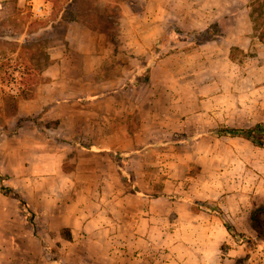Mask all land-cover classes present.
Returning <instances> with one entry per match:
<instances>
[{
    "label": "rangeland",
    "instance_id": "374dc122",
    "mask_svg": "<svg viewBox=\"0 0 264 264\" xmlns=\"http://www.w3.org/2000/svg\"><path fill=\"white\" fill-rule=\"evenodd\" d=\"M67 1L42 0L45 7L35 11L37 0H0V148L18 150L25 161L36 149H61L66 170L79 163V171L92 176L88 185L102 206L112 210L110 226H28L42 235L48 264H63L62 254L72 263L84 258L85 264L93 258L102 264H264V147L244 136L210 133L221 126L264 124V41L254 24L258 0H190L195 5L182 6L171 25L185 34L211 28V37L183 41L161 59L158 52L170 42L155 50L147 40L150 48L142 56L126 49L110 55V61L119 60L115 65H66L64 77L78 82L70 86L65 77L49 88L44 71L50 47L65 45ZM119 34L109 31L116 44L130 46ZM83 39L79 44L96 42L90 35ZM137 63L142 79H149L125 82ZM106 89L113 92L91 98ZM38 95H50L48 108L28 105ZM20 102H26L22 114ZM85 113L95 116L88 120L93 133H68ZM12 160L0 156L1 165ZM218 210L247 235L242 243ZM18 229L5 226L0 258L36 264V246L12 238ZM68 232L71 239L64 236Z\"/></svg>",
    "mask_w": 264,
    "mask_h": 264
},
{
    "label": "crops",
    "instance_id": "0c3cea01",
    "mask_svg": "<svg viewBox=\"0 0 264 264\" xmlns=\"http://www.w3.org/2000/svg\"><path fill=\"white\" fill-rule=\"evenodd\" d=\"M37 3L41 4L42 0H37ZM84 3V0H68L67 7L62 9L67 11L70 17L66 21L65 45L50 47L49 49L51 63L44 71V75L49 78L48 82L45 83L49 88H53L56 82H60L66 77L63 73L66 71V65L74 67L83 65L94 68L118 64V59L110 61V55L116 57L127 52L142 56L150 48L147 40L148 43L150 41L154 45L157 39L164 36L170 25L174 24L177 18L180 19L182 6L195 5L194 1L191 2L190 0H94L92 3L90 2L91 9L84 12L82 5ZM187 14L191 15L189 12ZM101 21L115 24L114 29L120 33L119 38L124 37L123 40L130 46H119V41L116 44L113 39H110L108 31L110 27L98 28L90 25ZM87 35L96 40L91 47L86 44H79V41H83V37ZM126 39H129L130 42L128 43ZM93 56H97V58ZM138 67L137 63L133 72L126 77L125 82L131 78ZM114 68L119 69L118 66ZM85 77L87 78L88 74ZM66 78L69 79L70 86L79 80L78 77ZM52 92L54 93V91ZM111 92H113L111 89H106L91 96V98L104 96L107 93L111 94ZM84 98L82 96L80 99L83 100ZM49 99L50 95L44 97L38 95L33 99L26 100V102L30 106L39 105L38 110H42L48 108L46 104L53 101H48ZM76 100L79 98L77 97ZM26 102H20L19 114L23 113L22 109ZM57 102L60 103V100ZM74 102L76 101L74 100ZM79 114L81 115V112ZM69 117L66 115L63 116V119ZM81 118L80 125L69 129L68 133H93V130L87 129H89L88 120L95 118L94 114L88 116L85 113V115L82 114ZM36 150L35 157L25 161L19 158L18 150L8 151L4 147L0 148V156L13 158L10 163H4V165L0 163V175H6V178H3L4 185L22 192L35 213V223L28 224L30 221L21 211L20 201L16 195L0 193V239L5 226H19L12 238L29 239L36 246V252H34L36 264H48V260L43 255L42 235H39L36 228H29L28 226H49L48 229H53L52 226H110L109 212L112 210L102 206L100 197L95 194L96 191L94 192L95 187L88 185L92 176L81 173L79 163L73 169L66 170L64 161L59 157L66 155L60 152L61 149H57L58 152L55 153H51L53 151L48 149ZM93 176L95 175L93 174ZM96 177L99 178L100 176L97 174ZM1 186L2 183H0V188ZM19 250L30 256L28 250L20 247ZM64 251L66 250L64 249ZM32 256L31 254V259H33ZM83 259L72 263L73 259H70L69 255L62 254L61 256L63 264H85ZM11 262L13 263L12 259L0 258V264ZM88 263L102 264L96 258ZM132 263H136L135 260Z\"/></svg>",
    "mask_w": 264,
    "mask_h": 264
},
{
    "label": "trees",
    "instance_id": "16d2710c",
    "mask_svg": "<svg viewBox=\"0 0 264 264\" xmlns=\"http://www.w3.org/2000/svg\"><path fill=\"white\" fill-rule=\"evenodd\" d=\"M84 1H85V3L82 5H83L84 12H85L86 10L91 9V6H90L91 0H84ZM254 14H255L254 24H255V29H256L257 35L260 37V39L262 41H264V0H258L257 2H255ZM90 25H92L93 27H98V28H100V27L104 28L105 26H107V27H110L109 28L110 30H113L116 27L115 24L108 23V22L106 23L104 21L94 22ZM110 30H108V31H110ZM213 34H214V31H212L211 28H207L206 30H204L203 32H200V33L191 32V33L185 34L182 30H180L175 25H170V27L168 28V30L164 34V36L157 39L156 42L154 43L155 50H158L163 45V43H165V42H170L169 43L170 46L166 50L164 49V50H161L160 52H158L156 57L158 59H161V58L169 55L170 53H173V52L180 50L181 49L180 43H182L183 41L188 40L192 44H195V43H197L198 39H200L201 36L211 37ZM64 36H65V34H64ZM64 36H63V38H64ZM141 65L133 73L131 78L128 79V83H132L133 81H135V83H138L141 81H147L149 79L148 74L145 77V79H142L143 67ZM150 69H151V66H148L145 71L148 73ZM14 105L16 106V104H14ZM210 133H215L218 135H229V136H244V137L250 139L257 146L264 147V139L261 138V135H264V124H262V123H258L254 127H251V128L221 126L219 128H215V129L210 130ZM0 183H2V186H1L2 192L4 194L8 195V190H10V189L12 190V188L3 184V177L1 175H0ZM14 193L20 201L21 211L26 215V217L29 221H33L35 213L31 207V205L29 204V202L24 198L22 193H20L19 191H15ZM195 206L198 208H206L209 210L217 211L215 206H213L212 204L204 203V202H195ZM218 216L222 219L223 224H224L225 228L227 229V231L237 241L242 243L244 241V239L247 237V235L243 232L238 231L232 225V223H230V221L224 216L222 211L218 210ZM66 231H68L67 228H62L61 232L65 233ZM64 236L68 239H71L70 232H68L67 234H64Z\"/></svg>",
    "mask_w": 264,
    "mask_h": 264
},
{
    "label": "built area",
    "instance_id": "2783aa9c",
    "mask_svg": "<svg viewBox=\"0 0 264 264\" xmlns=\"http://www.w3.org/2000/svg\"><path fill=\"white\" fill-rule=\"evenodd\" d=\"M45 6H43L42 4H39V3H33V10H39V11H42L43 10V8H44Z\"/></svg>",
    "mask_w": 264,
    "mask_h": 264
}]
</instances>
